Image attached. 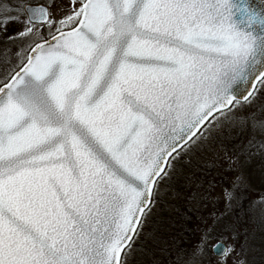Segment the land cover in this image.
<instances>
[{
    "label": "snow or ice",
    "instance_id": "6c2138e0",
    "mask_svg": "<svg viewBox=\"0 0 264 264\" xmlns=\"http://www.w3.org/2000/svg\"><path fill=\"white\" fill-rule=\"evenodd\" d=\"M221 129L264 135V5L0 3V264H141L179 166L219 159ZM256 156L255 135L225 156L226 202ZM224 231L219 259L211 227L181 249L185 264H250L252 246Z\"/></svg>",
    "mask_w": 264,
    "mask_h": 264
},
{
    "label": "rangeland",
    "instance_id": "374dc122",
    "mask_svg": "<svg viewBox=\"0 0 264 264\" xmlns=\"http://www.w3.org/2000/svg\"><path fill=\"white\" fill-rule=\"evenodd\" d=\"M17 2L35 3L37 0H0V3L4 4ZM253 135L257 140H264V135H261L258 130L253 133L249 129L243 135L237 131L229 133L227 129L219 130L213 145L214 152L218 153L219 159H215L211 152L192 158V161L197 164V169L202 171L200 177L208 178L207 182L199 179L204 185L199 192L204 193L208 198L205 200L192 199L190 194L197 192L196 180L193 183V190L187 192L188 195H185L183 188H173L174 192H169L164 198L163 205L166 204V200L171 199L174 205L178 206V216H181L180 224L188 225V228H184L185 233L191 237L197 236L196 239L201 237L197 231L202 232L204 229L214 227L220 229L224 237L229 238L224 241L226 244L232 243L230 238L233 236V232L224 231L225 225H230L235 230L236 240L234 242L238 246L245 244L246 241L252 246L253 251L248 254L250 264H264V259H262L264 258V156H256L250 164L241 169L246 178V186L237 190V199H233L231 202H226L224 199L225 188L232 184L237 175L236 171L228 170L231 161L225 159V156L234 157L239 152L240 145L246 143ZM184 177H187L186 171H184ZM179 178L184 179L182 174L179 175ZM158 209H160V205ZM217 241L219 239L208 241L207 256L209 259L220 258L212 251V246ZM179 242L173 249L174 253L168 261L169 264L174 263V254H177L178 258H180L178 255H182L183 262L181 264H185L181 249H187V247L182 246Z\"/></svg>",
    "mask_w": 264,
    "mask_h": 264
},
{
    "label": "trees",
    "instance_id": "16d2710c",
    "mask_svg": "<svg viewBox=\"0 0 264 264\" xmlns=\"http://www.w3.org/2000/svg\"><path fill=\"white\" fill-rule=\"evenodd\" d=\"M179 167L180 169H182V172H180L178 175L182 174V177L184 178V171H186V175L191 176L192 178V186H186L187 181L185 179L179 178L174 180L172 188H183V190L185 191V195H188V191L193 190V183L196 180V185H200V187L197 188L196 191H200L204 186L203 182L208 181V178L200 177V173L202 171L197 169V164L193 161L191 162V164L182 163ZM199 179H202L203 182L199 181ZM168 200H166L165 205H163V202L160 204V209L157 208L156 214L153 217L152 225L150 226V230H155L156 238L148 239L144 243V252L137 254V257L140 260L141 264H169L168 261H170L174 253L173 249L179 241H182L179 242L182 244V246L190 249L189 247L192 244H195L200 239H196L197 236L191 237L190 235H188V233H185L186 230H184V228H188V225L180 224L181 216H178V206H175L171 199ZM197 233L201 234V232L198 231ZM213 235V239H220L221 236H224L223 232L221 233L220 229H215V233ZM178 256H180V258L177 257V254H174L173 264H181L183 262L182 255Z\"/></svg>",
    "mask_w": 264,
    "mask_h": 264
},
{
    "label": "water",
    "instance_id": "95a60500",
    "mask_svg": "<svg viewBox=\"0 0 264 264\" xmlns=\"http://www.w3.org/2000/svg\"><path fill=\"white\" fill-rule=\"evenodd\" d=\"M252 2L254 3L255 6L260 7L261 5H264V0H252ZM218 243V242H217ZM216 244V243H215ZM214 244V245H215ZM216 256L220 257L219 253H215L213 252Z\"/></svg>",
    "mask_w": 264,
    "mask_h": 264
},
{
    "label": "flooded vegetation",
    "instance_id": "af4514ba",
    "mask_svg": "<svg viewBox=\"0 0 264 264\" xmlns=\"http://www.w3.org/2000/svg\"><path fill=\"white\" fill-rule=\"evenodd\" d=\"M257 182H261V181H257ZM256 185H258V184H256ZM263 188V187H262ZM226 243V242H225Z\"/></svg>",
    "mask_w": 264,
    "mask_h": 264
}]
</instances>
